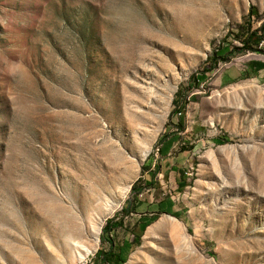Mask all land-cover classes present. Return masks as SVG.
<instances>
[{"label": "rangeland", "instance_id": "374dc122", "mask_svg": "<svg viewBox=\"0 0 264 264\" xmlns=\"http://www.w3.org/2000/svg\"><path fill=\"white\" fill-rule=\"evenodd\" d=\"M263 21L0 0V264H264V41L242 49Z\"/></svg>", "mask_w": 264, "mask_h": 264}, {"label": "trees", "instance_id": "16d2710c", "mask_svg": "<svg viewBox=\"0 0 264 264\" xmlns=\"http://www.w3.org/2000/svg\"><path fill=\"white\" fill-rule=\"evenodd\" d=\"M255 7L251 6L250 8V13L249 15L252 16L255 13ZM264 41V21L262 22L261 26L252 30L251 27L249 26L246 30V32L243 33V50L247 49V50H257L258 46L261 44V42ZM216 55L213 53L209 56V60L212 62V65H216ZM223 59H225V57H222ZM207 64V61L205 62L201 73H205V72H209L211 69H209L208 67H205ZM192 77H194V74L192 75ZM191 77V78H192ZM178 94V93H177ZM176 94V95H177ZM183 183H180V186H182ZM135 189V186H133L132 190ZM129 206H130V201L128 200L125 204L124 207L122 209L123 212L128 213L129 210ZM113 219H109L107 220L106 225L103 227V232L107 233L111 231V223H112ZM112 244V242H111ZM112 248V247H111ZM105 259H109L105 256Z\"/></svg>", "mask_w": 264, "mask_h": 264}, {"label": "crops", "instance_id": "0c3cea01", "mask_svg": "<svg viewBox=\"0 0 264 264\" xmlns=\"http://www.w3.org/2000/svg\"><path fill=\"white\" fill-rule=\"evenodd\" d=\"M179 156H181V155H179Z\"/></svg>", "mask_w": 264, "mask_h": 264}]
</instances>
